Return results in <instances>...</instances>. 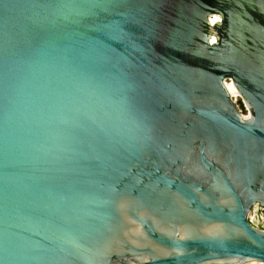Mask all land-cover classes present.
Wrapping results in <instances>:
<instances>
[{
	"label": "water",
	"instance_id": "95a60500",
	"mask_svg": "<svg viewBox=\"0 0 264 264\" xmlns=\"http://www.w3.org/2000/svg\"><path fill=\"white\" fill-rule=\"evenodd\" d=\"M258 206L264 0H0V264L264 262Z\"/></svg>",
	"mask_w": 264,
	"mask_h": 264
},
{
	"label": "flooded vegetation",
	"instance_id": "af4514ba",
	"mask_svg": "<svg viewBox=\"0 0 264 264\" xmlns=\"http://www.w3.org/2000/svg\"><path fill=\"white\" fill-rule=\"evenodd\" d=\"M237 104H238L239 108L241 109V111L243 113H244L245 110H247L245 108V105H244L243 100L241 99V97H239V99L237 100ZM262 210H264V208L261 207V206H258L255 209H253L252 212H255L256 217L255 218L251 217V219L253 220V223L257 227H259L261 229H264V217L262 216Z\"/></svg>",
	"mask_w": 264,
	"mask_h": 264
},
{
	"label": "rangeland",
	"instance_id": "374dc122",
	"mask_svg": "<svg viewBox=\"0 0 264 264\" xmlns=\"http://www.w3.org/2000/svg\"><path fill=\"white\" fill-rule=\"evenodd\" d=\"M238 99H239V97L237 96V97H236V100H238ZM244 113L247 114V110H245ZM262 216L264 217V210H262ZM251 217H252V218H253V217H254V218L256 217L255 212H252V213H251ZM249 263H252V262H249ZM249 263H247V264H249Z\"/></svg>",
	"mask_w": 264,
	"mask_h": 264
},
{
	"label": "bare ground",
	"instance_id": "6f19581e",
	"mask_svg": "<svg viewBox=\"0 0 264 264\" xmlns=\"http://www.w3.org/2000/svg\"><path fill=\"white\" fill-rule=\"evenodd\" d=\"M252 263L249 264H264V262H260V261H251Z\"/></svg>",
	"mask_w": 264,
	"mask_h": 264
}]
</instances>
